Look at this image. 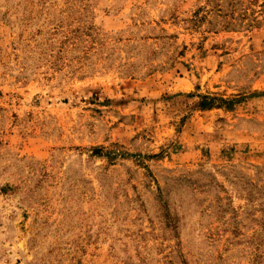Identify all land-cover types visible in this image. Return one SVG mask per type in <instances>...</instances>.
I'll return each mask as SVG.
<instances>
[{"label":"rangeland","instance_id":"374dc122","mask_svg":"<svg viewBox=\"0 0 264 264\" xmlns=\"http://www.w3.org/2000/svg\"><path fill=\"white\" fill-rule=\"evenodd\" d=\"M0 264H264V0H0Z\"/></svg>","mask_w":264,"mask_h":264},{"label":"trees","instance_id":"16d2710c","mask_svg":"<svg viewBox=\"0 0 264 264\" xmlns=\"http://www.w3.org/2000/svg\"><path fill=\"white\" fill-rule=\"evenodd\" d=\"M218 102L222 104H226L228 106L233 103V101H227L223 99L218 100ZM215 103L216 101H214V99H209L208 97L203 96V97H200L199 107L201 109H210L212 107H217L215 106Z\"/></svg>","mask_w":264,"mask_h":264}]
</instances>
